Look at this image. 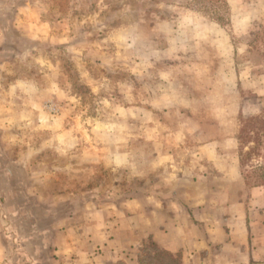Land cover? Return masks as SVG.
Here are the masks:
<instances>
[{"label": "rangeland", "instance_id": "rangeland-1", "mask_svg": "<svg viewBox=\"0 0 264 264\" xmlns=\"http://www.w3.org/2000/svg\"><path fill=\"white\" fill-rule=\"evenodd\" d=\"M0 28V224L18 264H54L63 220L87 246L123 243L96 246L99 264H184L133 217L203 118L218 129L197 143L236 129L241 173L264 178V132L237 139L264 117V0H0Z\"/></svg>", "mask_w": 264, "mask_h": 264}, {"label": "crops", "instance_id": "crops-1", "mask_svg": "<svg viewBox=\"0 0 264 264\" xmlns=\"http://www.w3.org/2000/svg\"><path fill=\"white\" fill-rule=\"evenodd\" d=\"M23 7L16 8L18 15ZM4 33L5 29L0 28L2 38ZM258 94L264 96V88ZM240 110L225 116L223 125L228 124L227 117L235 119ZM203 119L200 128L216 132L218 128L207 118ZM200 128L188 131V142L178 145L187 153L184 160L170 156L164 162L163 186L157 189L155 198L148 196L140 200V211L133 217L139 219L140 226L135 228L141 230V239L151 237L160 249L180 254L184 264H264V185L246 186L238 158L236 129L197 143V136L204 132ZM34 149H29V159L36 154ZM4 198L6 195L0 194V199ZM133 202H127L124 208H134ZM123 216L116 218L125 222L128 232L134 228L133 223L127 213ZM93 224L105 236L106 227L99 221ZM3 226L1 223L0 264H18L22 241L14 237L7 239ZM51 227L58 231L52 245L54 264H99L100 258L96 260L93 252L96 246L114 253L124 250L123 243L116 247V240L108 232L104 241H98L97 236L85 238L92 241L87 246L75 231L79 226L70 220Z\"/></svg>", "mask_w": 264, "mask_h": 264}, {"label": "trees", "instance_id": "trees-1", "mask_svg": "<svg viewBox=\"0 0 264 264\" xmlns=\"http://www.w3.org/2000/svg\"><path fill=\"white\" fill-rule=\"evenodd\" d=\"M263 113H264V111H263ZM248 129L252 133L254 131H258L259 129L264 132V117H262V118H252V119H250L248 121V123H246L245 125H243L240 128L239 135H238V138H237L238 141L240 142V144L245 142V140L242 138V135L244 133H247ZM239 157H240L239 163H240V167H241L242 166V164H241V156L239 155ZM242 176H243V174H242ZM243 178L245 179V184H246V186L248 188H253V187H258V186H263L264 185V178L263 177H261L262 179L259 182L252 183V184L251 183L249 184V182H248V180H247V178L245 176H243ZM164 253H166V252H164L163 250H160V252H159V254H164ZM144 261L145 260L141 258V259H139L138 264H143V263L144 264H148L149 263V261H146V262H144Z\"/></svg>", "mask_w": 264, "mask_h": 264}]
</instances>
